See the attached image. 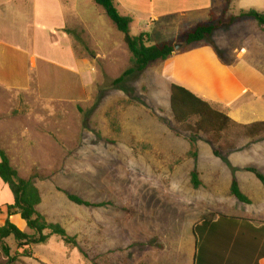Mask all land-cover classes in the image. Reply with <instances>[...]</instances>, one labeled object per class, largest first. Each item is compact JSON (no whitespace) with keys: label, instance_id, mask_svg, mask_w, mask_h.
I'll return each mask as SVG.
<instances>
[{"label":"rangeland","instance_id":"obj_1","mask_svg":"<svg viewBox=\"0 0 264 264\" xmlns=\"http://www.w3.org/2000/svg\"><path fill=\"white\" fill-rule=\"evenodd\" d=\"M209 1L138 0L136 7L168 13L201 8ZM214 4L212 22L204 23L210 14L194 13V22L179 25L185 34L194 23L215 25L209 41L221 59L239 75H250L245 76L248 83L264 85V32L253 18L241 16L251 9L264 14V0ZM162 22L163 27L149 23L150 44L174 42L182 50L186 45L184 39L176 41L181 34L173 16ZM130 34H136L135 27ZM95 41L74 39L77 54L85 53L93 67L86 72L85 89L82 77L50 70L41 62L32 73L39 75V84L24 91L0 86V147L18 175L34 181L41 195L37 211L75 237L82 253L57 236L24 249L10 237L0 239V264H192V231L201 217L264 220V188L244 171L253 166L247 161L252 153L245 156L250 140L244 129L230 124L216 136L196 130L195 118L178 123L169 106L166 63H152L114 84L130 67L131 55L123 39H116L115 50L109 52L107 43L101 52ZM2 50L0 71L12 66ZM19 58L16 63L29 69L28 57ZM190 137L197 153L196 189L190 176ZM233 177L251 205L230 195ZM63 192L108 205L77 206ZM11 203L12 194L0 181V227ZM9 220L31 233L18 216Z\"/></svg>","mask_w":264,"mask_h":264},{"label":"crops","instance_id":"obj_2","mask_svg":"<svg viewBox=\"0 0 264 264\" xmlns=\"http://www.w3.org/2000/svg\"><path fill=\"white\" fill-rule=\"evenodd\" d=\"M137 1L113 0L119 14L131 19L130 30L132 26L136 29L133 36L146 33L149 39V23H157V27H163L162 20L173 16L175 30L181 34L176 40L178 41L184 39L187 31L183 30L184 25H179L180 22H194V13L207 14L208 17L215 13V0H210L201 8L179 9L168 13H155L152 7L141 8L143 11H139ZM220 1L216 0V3ZM207 21L209 20L204 23ZM194 24L192 27L199 25ZM66 30L77 34L79 39H97L95 43L101 52H104L103 43L108 44L105 52H109L115 50L116 39H123L118 36V31L105 11L93 0H0V47L3 46V55L7 54L12 62V66L0 71V86L24 91L34 82L39 84V75L33 77L32 73L38 70V62H41L50 70L61 69L74 77H82V87L85 89L86 72L93 70V67L87 61L85 53L77 54L74 47V39L77 38ZM149 45L152 44L149 42ZM23 56L29 59V69L20 67L15 61ZM161 63L167 64L170 85L175 84L190 91L212 108L220 109L235 124L248 126L264 122V85L259 87L261 83L257 86L248 83L245 76L250 78V75H239L235 66L219 60L210 47L197 46L194 50L175 54ZM43 69L45 71L46 68ZM51 72V75L55 74ZM247 139L250 143L245 146V156L252 153V160L247 161L252 162V168L264 174V133ZM245 219L251 220L254 228L244 229L243 236H240L241 231L238 233L239 259L230 264H264V227H261L264 220ZM211 236L210 229L200 233L196 264H229L224 261L216 262L208 257L206 243Z\"/></svg>","mask_w":264,"mask_h":264},{"label":"trees","instance_id":"obj_3","mask_svg":"<svg viewBox=\"0 0 264 264\" xmlns=\"http://www.w3.org/2000/svg\"><path fill=\"white\" fill-rule=\"evenodd\" d=\"M97 6H100L113 24L116 30L122 35L123 42L126 45L128 52L131 55L130 67L126 69L114 84H119L128 76L144 71L150 64L155 62H164L175 54L187 53L194 50L197 45L202 44V47H210L216 54L217 58L223 62L215 46L209 41V37L216 28L212 24H199L193 30H189L184 35L185 47L182 50L175 52L173 44L162 43L159 45H149L150 39L148 34L140 33L137 36L130 34L131 19L119 14L113 0H93ZM230 1V0H227ZM213 14H210L208 22H212ZM241 16L253 18L264 32V14L249 10L242 13ZM68 34H73L78 41V35L70 30H66ZM169 106L174 119L185 124L190 118H195V129L199 132L211 133L219 136L230 124L237 125L244 129L243 134L247 137L254 138L264 133V122L254 123L248 126L235 124L228 116L211 107L209 103L194 95L190 91L171 84L169 87ZM191 134H195L192 130ZM189 154L194 161V167L191 171V183L194 189L200 186L198 180V172L196 170L197 153L195 151L194 139L189 138ZM214 155L219 157V152L214 150ZM245 172L251 173L257 181L264 187V174L255 168L247 167ZM0 181L8 187L12 194V203L6 206L7 218L4 224L0 227V239L12 237L20 249L28 248L32 245L44 244L51 236H57L66 245L77 247L75 237L67 234L66 230L59 224L50 223L46 218L37 211V207L41 203V195L38 188L32 179H23L18 175V172L12 167L7 153L0 147ZM230 195L241 204L251 205V200L240 190L236 178H232L230 184ZM66 198L77 206L84 207H104L107 203H90L83 200L75 194L63 192ZM18 216L25 224V227L31 232L26 233L18 226L13 224L10 216ZM261 227H264L262 225ZM253 229L254 225L251 220L232 217L227 215H218L217 217L203 216L193 226V236L195 238V255L193 257L196 264V251L200 249V233L205 229H210L211 238L207 241L208 257L216 262L235 263L238 261V233L240 236L245 234L244 229ZM199 229V230H198ZM199 233V234H198ZM8 255V249H5ZM17 254V253H16ZM238 258V259H237Z\"/></svg>","mask_w":264,"mask_h":264},{"label":"water","instance_id":"obj_4","mask_svg":"<svg viewBox=\"0 0 264 264\" xmlns=\"http://www.w3.org/2000/svg\"><path fill=\"white\" fill-rule=\"evenodd\" d=\"M180 47H182V44H176L173 46L175 51H177Z\"/></svg>","mask_w":264,"mask_h":264}]
</instances>
